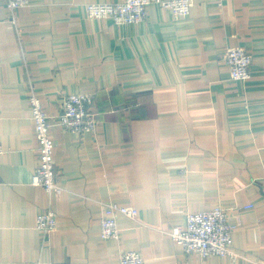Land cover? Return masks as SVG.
I'll list each match as a JSON object with an SVG mask.
<instances>
[{
	"label": "crops",
	"instance_id": "1",
	"mask_svg": "<svg viewBox=\"0 0 264 264\" xmlns=\"http://www.w3.org/2000/svg\"><path fill=\"white\" fill-rule=\"evenodd\" d=\"M121 0H29L12 23L0 0V264H264V0H193L175 19L151 6L145 22L94 20L87 4ZM231 48L253 57L234 81ZM94 96L96 134L52 128L57 183L49 198L32 185L39 165L32 93L53 123L64 96ZM109 202L133 206L120 241H104ZM217 206L236 226L230 256H185L169 231L189 212ZM58 228L42 248L38 213Z\"/></svg>",
	"mask_w": 264,
	"mask_h": 264
},
{
	"label": "built area",
	"instance_id": "2",
	"mask_svg": "<svg viewBox=\"0 0 264 264\" xmlns=\"http://www.w3.org/2000/svg\"><path fill=\"white\" fill-rule=\"evenodd\" d=\"M28 3L29 0H6V8L11 15L12 23H16L17 11L26 7ZM154 5L170 10L175 19H181L191 13L195 4L193 0H121L116 4H87L86 8L91 19L109 20L118 25L131 26L145 22L149 8ZM225 63L230 69L232 80L240 82L250 80L253 57L245 49L228 50ZM94 100L92 94L84 92L64 96L61 100V112L51 123L40 97L32 93L29 98L30 118L39 152V165L31 183L35 187L43 188L49 198H55L63 191L56 181L58 176L55 164L56 144L52 137V128L57 127L66 133L82 136L88 133L96 134L99 121L94 111ZM3 152V145L0 142V154ZM139 217L140 211L137 208L109 202L100 219L102 239L120 241L122 230L119 220L126 218L136 222ZM229 218V210L223 206L199 213L189 212L185 223L172 228L169 236L185 256L196 254L203 259L230 256L236 261L238 258L234 252L236 226ZM35 228L42 234L44 248L51 234L58 228V214L53 207L38 213ZM37 264L51 263L40 260ZM119 264H144V258L137 250H127L121 255Z\"/></svg>",
	"mask_w": 264,
	"mask_h": 264
}]
</instances>
